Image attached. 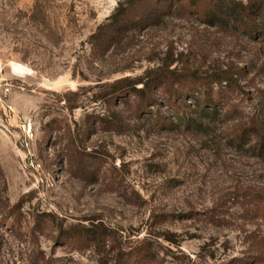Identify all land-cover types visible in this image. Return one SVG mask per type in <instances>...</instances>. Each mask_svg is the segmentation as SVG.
<instances>
[{"label":"rangeland","instance_id":"rangeland-1","mask_svg":"<svg viewBox=\"0 0 264 264\" xmlns=\"http://www.w3.org/2000/svg\"><path fill=\"white\" fill-rule=\"evenodd\" d=\"M150 1L0 0V264H264V0Z\"/></svg>","mask_w":264,"mask_h":264},{"label":"trees","instance_id":"trees-1","mask_svg":"<svg viewBox=\"0 0 264 264\" xmlns=\"http://www.w3.org/2000/svg\"><path fill=\"white\" fill-rule=\"evenodd\" d=\"M143 1V0H137V3L132 0L131 4L125 6V7H122V6H119V10L123 9L124 11V14H121V17H117V15L115 14L114 17L116 19V25L118 26V28H124V27H127L129 26L132 22L130 20V16L128 15L129 13H131L132 11L136 10L139 3ZM154 0H151L150 1V6L148 8H143L141 9L142 10V15H137V18H136V21L137 22H147L146 23V27H151L154 25L155 23V18H152L154 17L156 14H155V8L153 6H151V4L153 3ZM154 12V13H153ZM169 73H173V71H168ZM144 78L145 77H126L124 78L123 80H120L119 82L121 81H127L130 83V87L131 89L129 91L131 92H138V91H144L146 88H148L149 86V80H146L144 81ZM231 79H232V76L231 75H227V74H219V76L214 79L215 80V83L216 84H223V82H227V83H230L231 82ZM138 84H142V86L140 88H137V85ZM240 90L242 89V87H239ZM199 116L202 117V119H204V117H208L209 115L213 114V113H216L218 114V107H214L212 105H207L206 107L204 108H200L199 109ZM179 122L180 123H184V126H186L187 128H198L200 129V127L203 126V123L202 122H199L197 120L196 117H192V116H186V117H179Z\"/></svg>","mask_w":264,"mask_h":264},{"label":"built area","instance_id":"built-area-1","mask_svg":"<svg viewBox=\"0 0 264 264\" xmlns=\"http://www.w3.org/2000/svg\"><path fill=\"white\" fill-rule=\"evenodd\" d=\"M13 84L7 78L0 74V108H10L9 96L12 93Z\"/></svg>","mask_w":264,"mask_h":264},{"label":"bare ground","instance_id":"bare-ground-1","mask_svg":"<svg viewBox=\"0 0 264 264\" xmlns=\"http://www.w3.org/2000/svg\"><path fill=\"white\" fill-rule=\"evenodd\" d=\"M25 70H26V67L22 64H19V65H17V67L16 66L14 67L15 72L23 73V72H25ZM51 83L53 84V82H51Z\"/></svg>","mask_w":264,"mask_h":264},{"label":"water","instance_id":"water-1","mask_svg":"<svg viewBox=\"0 0 264 264\" xmlns=\"http://www.w3.org/2000/svg\"><path fill=\"white\" fill-rule=\"evenodd\" d=\"M51 82L49 81V84H50Z\"/></svg>","mask_w":264,"mask_h":264}]
</instances>
